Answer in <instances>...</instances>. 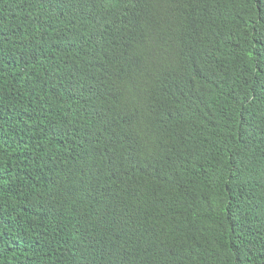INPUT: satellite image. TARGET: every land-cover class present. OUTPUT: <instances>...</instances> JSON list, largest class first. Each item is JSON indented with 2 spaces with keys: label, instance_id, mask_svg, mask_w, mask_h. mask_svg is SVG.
<instances>
[{
  "label": "trees",
  "instance_id": "1",
  "mask_svg": "<svg viewBox=\"0 0 264 264\" xmlns=\"http://www.w3.org/2000/svg\"><path fill=\"white\" fill-rule=\"evenodd\" d=\"M0 264H264V0H0Z\"/></svg>",
  "mask_w": 264,
  "mask_h": 264
}]
</instances>
